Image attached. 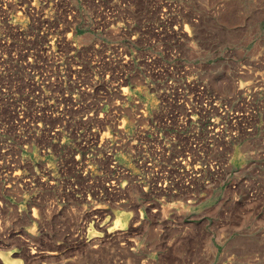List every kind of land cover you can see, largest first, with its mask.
I'll list each match as a JSON object with an SVG mask.
<instances>
[{
    "label": "rangeland",
    "instance_id": "rangeland-1",
    "mask_svg": "<svg viewBox=\"0 0 264 264\" xmlns=\"http://www.w3.org/2000/svg\"><path fill=\"white\" fill-rule=\"evenodd\" d=\"M0 264H264V0H0Z\"/></svg>",
    "mask_w": 264,
    "mask_h": 264
}]
</instances>
